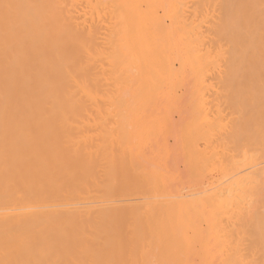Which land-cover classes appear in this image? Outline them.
Segmentation results:
<instances>
[{
	"label": "bare ground",
	"instance_id": "obj_1",
	"mask_svg": "<svg viewBox=\"0 0 264 264\" xmlns=\"http://www.w3.org/2000/svg\"><path fill=\"white\" fill-rule=\"evenodd\" d=\"M0 264H264V0H0Z\"/></svg>",
	"mask_w": 264,
	"mask_h": 264
}]
</instances>
